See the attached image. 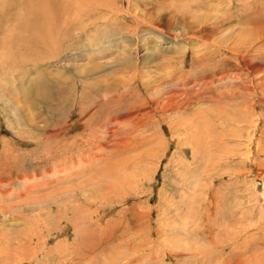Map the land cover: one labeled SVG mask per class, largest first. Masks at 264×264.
<instances>
[{"label": "rangeland", "instance_id": "1", "mask_svg": "<svg viewBox=\"0 0 264 264\" xmlns=\"http://www.w3.org/2000/svg\"><path fill=\"white\" fill-rule=\"evenodd\" d=\"M110 1L0 0V264H264V0Z\"/></svg>", "mask_w": 264, "mask_h": 264}, {"label": "bare ground", "instance_id": "2", "mask_svg": "<svg viewBox=\"0 0 264 264\" xmlns=\"http://www.w3.org/2000/svg\"><path fill=\"white\" fill-rule=\"evenodd\" d=\"M41 1V0H40ZM56 1V0H55ZM63 1V0H62ZM98 2H99V0H97ZM96 1V2H97ZM106 3L105 4H107V3H110L111 4V1L110 0H104ZM113 1V0H112ZM115 1V0H114ZM125 1V0H124ZM184 1V0H183ZM1 2H2V0H1ZM65 2V1H64ZM94 3L93 4V6H91L90 4H91V2L90 3H88L87 2V0L86 1H84V0H66V6H69L70 4H72V6H73V4H75V8H73L76 12H79V14H80V12L82 13V14H80V16L82 15L83 16V19H84V16H86V15H88L89 16V13L90 12H95V11H97L98 12V7H100L102 4H101V2L100 3ZM128 2V1H127ZM174 2V1H173ZM46 3H48V2H46ZM46 3H43V4H41V3H38L37 4V6L35 7V10L36 11H38L39 12V16L40 15H42V14H44L45 15V17L47 18L48 17V13H47V7H46ZM62 3V2H61ZM104 3V2H103ZM182 3V2H181ZM180 3V4H181ZM250 3V2H249ZM249 3H248V5H249ZM109 4V5H110ZM121 4V3H120ZM130 4V3H129ZM170 4V3H169ZM60 5V4H59ZM104 5V4H103ZM175 5V4H174ZM54 6V5H53ZM55 6H57V5H55ZM108 6V5H107ZM121 6V5H120ZM171 6V5H170ZM187 6V5H186ZM188 6H189V4H188ZM187 6V7H188ZM191 6V5H190ZM2 7V6H1ZM60 7H62V6H60ZM70 7V6H69ZM68 7V8H69ZM104 6H102V7H100L101 9L103 8ZM248 7H250V6H248ZM56 8V7H55ZM176 8V7H175ZM186 8V7H185ZM189 8H191V7H189ZM105 9V8H104ZM108 9V8H107ZM110 9V8H109ZM167 9V8H166ZM181 9H183V8H181ZM187 9V8H186ZM66 10V9H65ZM69 10H72V9H69ZM172 10H174V8L172 9ZM4 11V10H3ZM66 11H68V10H66ZM119 11V12H118ZM130 11V10H129ZM166 11V10H165ZM178 11V10H177ZM184 11V10H183ZM186 11V10H185ZM23 12H24V10H23ZM35 11H34V9H33V13H34ZM56 12V11H55ZM59 12H61V10L59 11ZM99 12H100V10H99ZM117 13V14H119V13H123V12H121V10L120 9H118L117 7L116 8H114V9H112L111 11H110V13L112 14V13ZM170 12V11H169ZM57 13V12H56ZM102 13H104V11L102 12ZM109 13V14H110ZM115 13V14H116ZM164 14H166V13H168V12H163ZM180 13V12H179ZM23 14H25V12L23 13ZM52 14V13H51ZM53 14H54V12H53ZM61 14V13H60ZM76 14H78V13H76ZM163 14V15H164ZM185 14V13H184ZM68 16H69V14H67ZM74 15V14H73ZM91 15V14H90ZM96 15V14H95ZM175 15V14H174ZM180 15H182V14H180ZM25 16V15H24ZM92 16H93V14H92ZM157 16V15H156ZM45 17H44V19H45ZM78 17V16H77ZM185 17V16H184ZM192 17V16H191ZM41 18H43V16H41ZM90 18H93V17H91L90 16ZM103 18V17H102ZM5 19V18H4ZM44 19H41L43 22H45V20ZM76 19V18H75ZM94 19H96L95 17H94ZM141 19V18H140ZM140 19H139V22H137V23H135L134 22V19H133V29H132V34H134V31L136 30V31H138V34H140V33H142L143 31H144V29H143V27L142 26H139V27H136V25H140ZM40 20V21H41ZM62 20H63V17H62ZM72 20H74V18L73 19H71V22H76V21H81V19H80V17L78 18V20H76V21H72ZM108 20V19H107ZM141 20H143V19H141ZM151 20V22L153 23H149V21ZM148 22H146L147 24H149L150 25V29H147V30H153V28L154 27H158L159 26V22H161V21H159V22H156V21H154L152 18L150 19ZM203 20V19H202ZM66 21V20H65ZM67 21H70V20H67ZM90 21H93L92 19L90 20ZM99 21V20H98ZM110 21V20H109ZM173 21V20H172ZM200 21V20H199ZM205 21V20H204ZM207 21V20H206ZM63 22V21H62ZM71 22L68 24V25H70L71 24ZM97 22V21H96ZM143 22H145V21H142L141 22V24H143ZM64 23V22H63ZM78 23H80V22H78ZM107 23V22H106ZM100 24V23H99ZM30 25V24H29ZM124 25V24H123ZM201 25V24H200ZM18 26V25H17ZM26 26V25H25ZM48 26V25H47ZM83 26V25H82ZM103 26V25H102ZM166 26V25H165ZM188 26V25H187ZM262 26V27H261ZM20 28H22L21 26H19ZM27 27V26H26ZM91 27V26H90ZM189 27V26H188ZM204 27V26H203ZM215 27V26H214ZM20 28H17L15 31H18V33H20V34H22L23 32H19V29ZM97 28V27H96ZM118 28V27H117ZM42 29V28H41ZM7 30V29H6ZM30 30V29H29ZM28 30V31H29ZM31 30H33V29H31ZM254 32H255V35H256V33L257 34H259V35H257L256 37L258 38V39H261L262 38V36H264V27H263V25H258L257 27H255L254 29ZM15 31L13 32L14 34H12V35H15ZM21 31H22V29H21ZM45 31V32H44ZM17 33V35H19ZM46 34V33H48V30L46 31L45 29L44 30H42V32L41 33H39V35H38V38H35V41L33 42L32 41V43H34V44H40V43H43V41L40 39L41 38V34ZM206 33V32H205ZM8 34V33H7ZM6 34V35H7ZM28 34V33H27ZM26 34V35H27ZM30 34H32V33H30ZM30 34H28V36L30 35ZM144 34V33H143ZM153 34V33H152ZM249 34V31H247V35ZM252 34V33H251ZM12 35H8L9 37H11ZM34 34H32V36H33ZM242 35H244V38H239V39H242V41H244V39H247V38H245V35L246 34H242ZM255 35H253V36H255ZM31 36V35H30ZM31 36V37H32ZM47 36V35H46ZM253 36H250V38H253L254 39V37ZM232 37V36H231ZM241 37V36H240ZM29 38V37H28ZM34 38V37H33ZM47 38L48 39H51V37L49 38L48 36H47ZM160 38V37H159ZM190 38H193V37H190ZM264 38V37H263ZM262 38V39H263ZM18 39V38H17ZM31 39V38H30ZM256 39V38H255ZM22 40H24V37H23V39H20L19 40V42L22 44L23 42V44H22V46L24 45H29V43H30V40H24L23 42H22ZM145 40V39H144ZM206 40V39H205ZM262 41V40H261ZM19 42H18V44H19ZM208 42V41H207ZM259 42V41H258ZM206 44H208L209 45V43H206ZM251 44V43H250ZM254 44V43H253ZM13 45V44H12ZM241 45H244V44H241ZM240 45V47H242ZM14 46V45H13ZM112 46V45H111ZM248 46V45H247ZM256 46V45H255ZM254 46V47H255ZM99 47V46H98ZM245 47V46H244ZM250 47H252V46H250ZM249 47V48H250ZM246 48V47H245ZM10 50H12V48H9ZM105 49V48H104ZM0 55H2V54H0ZM41 91V90H40ZM35 92V91H34ZM39 93H41L40 95H43L44 94V92L42 91V92H39ZM174 104V103H173ZM174 107H175V105H174ZM176 107H179L178 105H176ZM175 107V108H176ZM168 110V108L165 110V111H167Z\"/></svg>", "mask_w": 264, "mask_h": 264}]
</instances>
